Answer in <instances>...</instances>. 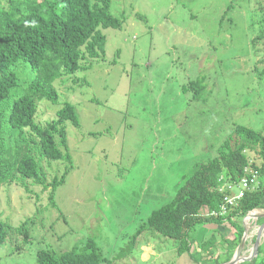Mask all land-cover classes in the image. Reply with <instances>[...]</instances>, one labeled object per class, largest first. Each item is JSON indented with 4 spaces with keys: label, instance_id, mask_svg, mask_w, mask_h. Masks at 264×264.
<instances>
[{
    "label": "rangeland",
    "instance_id": "rangeland-1",
    "mask_svg": "<svg viewBox=\"0 0 264 264\" xmlns=\"http://www.w3.org/2000/svg\"><path fill=\"white\" fill-rule=\"evenodd\" d=\"M110 13L122 27L102 29L105 55L91 58L82 47L85 69L54 83L59 102H38L42 125L66 102L75 106L79 125L65 123L67 146L58 138L72 161H46V185L20 175L0 183V229L11 226L0 264H37L43 249L68 252L90 238L112 261L102 264H191L172 241L161 247L151 234L133 248L130 235L174 197L196 163L219 156L227 140L234 145L238 127L264 130V0H112ZM18 75L13 97L35 73L19 67ZM2 135L7 147L19 140L7 126ZM246 154L260 165L258 153ZM196 227L190 238L198 230L211 236Z\"/></svg>",
    "mask_w": 264,
    "mask_h": 264
},
{
    "label": "trees",
    "instance_id": "trees-1",
    "mask_svg": "<svg viewBox=\"0 0 264 264\" xmlns=\"http://www.w3.org/2000/svg\"><path fill=\"white\" fill-rule=\"evenodd\" d=\"M7 1V6H0V104L4 106L0 109V183L18 179L20 175L46 185V161H72L69 154L67 157L63 154L58 138L61 136L62 143L68 145L65 123L71 121L78 126L79 114L73 104L66 102L57 110L56 119L42 125L36 119L38 102L58 103L60 93L55 81L85 69L81 65L82 47L91 58L105 55L107 36L102 29L121 28L122 22L110 13L112 0ZM19 67L30 68L35 75L27 84L23 83V91L13 97V89L22 85ZM194 85L192 87L197 89L198 82ZM200 93L197 92V96ZM4 126L12 136L18 132L19 140H15L14 147H7L2 135ZM26 130L31 131L30 137L25 135ZM236 132L239 136L234 137V145L227 140L219 156L196 163L194 171L181 181L174 197L147 215L144 223L130 235L133 248L138 244L137 239L141 241V236L148 239L152 234V238L163 239L161 247L168 241L178 244L180 257L189 253L184 257L191 259V264H224L233 258L242 242L246 216L254 209H264V130L240 126ZM11 149H16L15 154L7 158ZM247 150L258 153L260 165L250 163ZM254 176L259 178L257 186L248 183ZM64 180L65 177L56 178L54 188ZM233 186L236 190L231 188ZM227 195L236 200L232 206L226 204L229 212L222 214L221 206ZM205 209L207 214H203ZM199 225L210 228L209 238L202 230L190 238L192 230ZM10 227L6 229L1 223L0 243L6 240ZM23 228L25 238L31 239L30 232ZM195 241L198 246L193 250ZM223 245L226 248H222ZM108 261L92 238L83 247L68 252L43 249L37 258V264ZM250 262L264 264V241L258 255Z\"/></svg>",
    "mask_w": 264,
    "mask_h": 264
},
{
    "label": "bare ground",
    "instance_id": "bare-ground-1",
    "mask_svg": "<svg viewBox=\"0 0 264 264\" xmlns=\"http://www.w3.org/2000/svg\"><path fill=\"white\" fill-rule=\"evenodd\" d=\"M259 216H260L259 211H255L249 215L245 242L252 241L254 235L256 233H259L260 228L254 226L255 225L254 221H256V219H258ZM251 248L252 247H250L249 251H244L245 250V243H244V245L242 246V248L240 249L237 255L238 259L243 261L246 257L250 256Z\"/></svg>",
    "mask_w": 264,
    "mask_h": 264
},
{
    "label": "water",
    "instance_id": "water-1",
    "mask_svg": "<svg viewBox=\"0 0 264 264\" xmlns=\"http://www.w3.org/2000/svg\"><path fill=\"white\" fill-rule=\"evenodd\" d=\"M263 239H264V223L262 226H260L259 234L256 238L254 245H253L252 254L249 257H246L243 261L253 260L254 257H256L258 255V251H259V248L262 244ZM245 240H246V232L242 238L241 245L237 249V251L235 252L233 258L229 262L224 263V264H238L239 262H242V260L238 259L237 255H238L240 249L242 248V246L244 245V243H246Z\"/></svg>",
    "mask_w": 264,
    "mask_h": 264
},
{
    "label": "clouds",
    "instance_id": "clouds-1",
    "mask_svg": "<svg viewBox=\"0 0 264 264\" xmlns=\"http://www.w3.org/2000/svg\"><path fill=\"white\" fill-rule=\"evenodd\" d=\"M253 178H256V176H254ZM252 181V180H251ZM251 181H249V183H251ZM231 188H233V187H231ZM232 191V190H231ZM227 196H229V195H227ZM231 198H234L233 196H230ZM235 200H236V198H235ZM234 200V201H235ZM226 201V200H225ZM229 206H232V205H234V204H228ZM264 210V209H261V208H258V209H254V210H252V211H250L249 213H248V215L246 216V218H245V231H244V234H245V232H246V234H247V222H246V220H248V218H249V215L251 214V213H253V212H255V211H259V215L260 216H264V214H262L263 212L262 211ZM227 211L228 210H223V208H222V206H221V213L223 214L224 212H226L227 213ZM258 220H259V218H258ZM257 220V221H258ZM244 236V235H243ZM258 236V235H257ZM263 241H264V239H263ZM247 243V242H246ZM253 249V246H252V248H251V254H252V250ZM249 257V256H248ZM243 262V261H242Z\"/></svg>",
    "mask_w": 264,
    "mask_h": 264
},
{
    "label": "built area",
    "instance_id": "built-area-1",
    "mask_svg": "<svg viewBox=\"0 0 264 264\" xmlns=\"http://www.w3.org/2000/svg\"><path fill=\"white\" fill-rule=\"evenodd\" d=\"M225 200H226L225 201V204L222 205L223 210H226V204H234L235 203V201H234L235 200V197L234 198H231L230 196H226Z\"/></svg>",
    "mask_w": 264,
    "mask_h": 264
},
{
    "label": "crops",
    "instance_id": "crops-1",
    "mask_svg": "<svg viewBox=\"0 0 264 264\" xmlns=\"http://www.w3.org/2000/svg\"><path fill=\"white\" fill-rule=\"evenodd\" d=\"M243 238V237H242ZM237 251V250H236Z\"/></svg>",
    "mask_w": 264,
    "mask_h": 264
}]
</instances>
